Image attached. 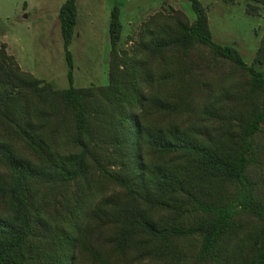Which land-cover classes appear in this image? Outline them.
<instances>
[{
	"label": "trees",
	"instance_id": "trees-1",
	"mask_svg": "<svg viewBox=\"0 0 264 264\" xmlns=\"http://www.w3.org/2000/svg\"><path fill=\"white\" fill-rule=\"evenodd\" d=\"M187 1L132 56L113 8L106 87L75 86L77 0L69 88L0 47V264H264V40L248 65Z\"/></svg>",
	"mask_w": 264,
	"mask_h": 264
},
{
	"label": "rangeland",
	"instance_id": "rangeland-1",
	"mask_svg": "<svg viewBox=\"0 0 264 264\" xmlns=\"http://www.w3.org/2000/svg\"><path fill=\"white\" fill-rule=\"evenodd\" d=\"M199 1L207 10L213 39L234 46L246 63L252 65L264 40V4L252 0ZM65 2L0 0V47L6 46L7 54L21 71L57 89L69 88L59 19ZM116 6L123 25L118 45L120 55L125 52L132 56L144 23L156 15L181 14L190 23L195 20L187 0H77L78 23L70 46L77 88L109 85V25Z\"/></svg>",
	"mask_w": 264,
	"mask_h": 264
}]
</instances>
